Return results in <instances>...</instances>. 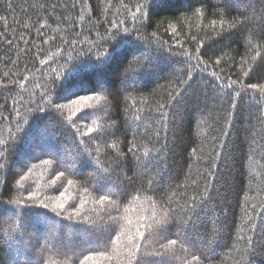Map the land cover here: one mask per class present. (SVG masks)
<instances>
[{
    "label": "trees",
    "instance_id": "16d2710c",
    "mask_svg": "<svg viewBox=\"0 0 264 264\" xmlns=\"http://www.w3.org/2000/svg\"><path fill=\"white\" fill-rule=\"evenodd\" d=\"M138 4L150 7L134 21ZM153 33L160 48L142 42ZM197 49L203 63L182 83ZM217 75L238 83L221 88ZM241 80L264 84V0H0V264H25V253L48 264H128L127 237L141 216L169 206L175 219L147 242L151 252L178 239L166 264H264V94L237 95ZM67 89L77 94L64 98ZM83 95H99L88 102L98 107L72 103ZM83 111L94 115L79 119ZM125 188L130 196H115L120 212H111L127 226L121 256L109 260L95 255L112 247L97 201ZM205 194L195 220L182 223L177 205ZM16 201L30 205L22 228ZM56 203L98 227L57 216ZM46 241L56 247L42 253Z\"/></svg>",
    "mask_w": 264,
    "mask_h": 264
},
{
    "label": "snow or ice",
    "instance_id": "6c2138e0",
    "mask_svg": "<svg viewBox=\"0 0 264 264\" xmlns=\"http://www.w3.org/2000/svg\"><path fill=\"white\" fill-rule=\"evenodd\" d=\"M201 3L205 2V0H200ZM227 3V0H217V4H224ZM145 7H150L147 4L143 5H137V10L135 13H133V19L134 21H141V16L139 13L145 8ZM199 9H197V12ZM213 25H215V21L212 22ZM245 23L244 20H240L237 22V24H232L230 27L236 28L238 25H243ZM113 27H117L114 25ZM223 30V28L221 29ZM125 32H128V29H125ZM117 34L118 32V27H117ZM195 39V37H193ZM136 40L138 42L141 41V38L138 36L136 37ZM145 44H148L149 46L155 45L157 48L161 47V42L159 41V37L155 35V33L152 34L151 39H145L142 41ZM122 43H128L130 46L132 45L131 41L127 40H122ZM255 47V46H253ZM198 55L196 56V60L198 63L194 66H192L189 69V81H182V83H189L190 79L192 78V73L195 71V68L199 67L200 64L203 63L202 59H200L199 56V49H197ZM145 63L141 65L140 71L142 73H148L150 68H151V57L145 55L144 56ZM189 59H192L191 55H189ZM217 64L220 63L219 60L216 62ZM252 69L250 68L249 71ZM215 75V74H214ZM244 76H248V72L243 73ZM127 79V77H126ZM229 79L228 84H224V78L217 75V80L220 81L219 87L221 88H228V89H233V86L236 85L238 82ZM240 88L236 92L237 95L245 94L247 92V89H252V90H258L260 93L264 94V84L262 85H257L254 83L247 84L246 87L244 86V81L241 80L239 81ZM133 87H135V82L133 81ZM81 90H87L86 88H83ZM77 90L74 89H67L64 94V98H67L72 95H76ZM95 100L99 102L101 100V97L99 95L96 96H89V95H83L80 96L78 100H72L73 104H79L81 105L82 108H96L98 107L97 105H93L91 103H88L89 101ZM182 100V96L180 93H177L175 96H172L171 99L169 100V103L173 105V107H177L179 103ZM64 107V105H56L57 109H60ZM165 106L162 104L160 105V109H163ZM43 111V109H41ZM127 112L128 109H125ZM94 115L93 112H88V111H83L79 119L87 120L89 116ZM231 115V113H229ZM96 121H93V124H95ZM88 133H92L94 129L92 127L88 128ZM77 132H79V129H77ZM84 135V134H82ZM83 143V141H81ZM108 147L116 148L117 149V154L118 157L123 158L124 154L120 153L118 151V145L117 144H112L108 145ZM101 149L98 147L97 151L99 152ZM150 149L145 148L144 150V155L147 157L149 155ZM129 152L132 153L133 158L139 163V156L137 155V145L135 143H132L131 146L129 147ZM43 164H50L51 161L49 160H44L42 161ZM99 163V161H97ZM0 167H3V165H0ZM126 170V169H125ZM105 173H107V169L103 170ZM64 176V172H60L58 176L56 177L57 180H59L61 177ZM97 176H99V173H97ZM100 179H105V177L100 176ZM24 177H21V180H23ZM125 180H128L131 182V177H125ZM20 181H17V184H19ZM74 183L73 180L69 179L68 184L72 185ZM153 187V181L150 179L149 180V189ZM85 192L88 191L87 188L84 189ZM137 192H139V189H137ZM2 195V193H0ZM120 195V196H130V190L125 188L123 191H119L116 193H106L104 195H101L99 197V200L97 201L98 204L101 205V211L105 213L106 219L104 217H101V219H104V228L101 229V234H103L104 231L108 232V235L110 239L106 242L105 248H108V245H111L112 247L106 251H100L96 252L95 255H99L101 257H105L109 260L113 258V256L120 257L121 256V251H120V246L122 243L121 238L125 235V231L127 226H122L120 225V221L122 219L121 216L116 215L113 216L111 215V212L115 211L117 213L120 212V204L118 200L114 199L115 196ZM31 196H29V200H31ZM137 197H132V200H135ZM149 199H151L149 197ZM173 199L172 196L168 197V201L171 202ZM207 202L206 200V194L205 196H196L191 198L189 201L185 203L184 206L177 205L178 208H180V211L184 214V219L181 221L184 224H188L190 221H194L196 216L198 215L199 210L202 208V206ZM15 204L17 205V211L15 215L18 217L20 220V227H23V216L26 215L23 211V209L30 207L28 204H22L20 201H16ZM44 207H47V205H43ZM153 208H155V205H153ZM52 211L56 213L57 216H63L65 219L68 220H76L80 223L87 224L89 225L88 228H85L84 231H89V228H97L98 225L91 221V219L87 216H81V211L79 208H76L73 212L68 213L65 215V205L64 203H56L52 207ZM176 215V209L171 208L170 206L165 209L162 215L157 216L156 212L153 211L151 216H141L137 228H136V233L135 235H129L127 237V245L125 246L124 249V254L128 258V264H166V262L163 260V255L166 252H174V246L177 245L178 239H169L167 240V243L160 242L159 243V250H153V251H148V240L151 238L153 235V230L154 229H162L165 228L166 225L170 224L174 219ZM111 226V227H110ZM119 229V230H118ZM15 231V228L13 229ZM55 239V237H53ZM181 243H184V241H180ZM96 243H99V241H96ZM169 246H173L170 248ZM56 245H49L47 241L44 244L40 245V249L42 253L45 250H49L50 248H54ZM143 250V251H142ZM95 255H88L84 256V261L88 260H94ZM26 260L25 264H48V261L43 259V256L39 260L33 259L31 256H29L27 253H25ZM146 257H158L159 259H146ZM79 257H76V260H78ZM199 257L197 256H192V260H198ZM76 260H72V264H76ZM80 264H83V261H80Z\"/></svg>",
    "mask_w": 264,
    "mask_h": 264
}]
</instances>
